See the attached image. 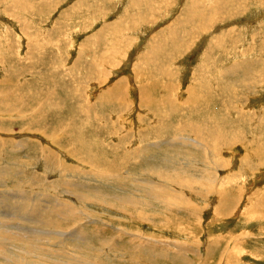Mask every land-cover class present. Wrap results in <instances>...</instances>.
Masks as SVG:
<instances>
[{"label":"rangeland","instance_id":"obj_1","mask_svg":"<svg viewBox=\"0 0 264 264\" xmlns=\"http://www.w3.org/2000/svg\"><path fill=\"white\" fill-rule=\"evenodd\" d=\"M182 177L213 180V192L177 185ZM263 192L264 0H0L3 245L23 238L62 260L102 264L104 252L130 264L113 237L132 235L123 228L145 206L153 222L184 219L181 230L134 228L198 240L196 264H216L203 250L209 236L239 237L243 264H264ZM257 194L258 218L248 208ZM9 221L50 234L18 238ZM35 255L28 263L56 262Z\"/></svg>","mask_w":264,"mask_h":264},{"label":"bare ground","instance_id":"obj_2","mask_svg":"<svg viewBox=\"0 0 264 264\" xmlns=\"http://www.w3.org/2000/svg\"><path fill=\"white\" fill-rule=\"evenodd\" d=\"M256 65V64H255ZM237 70V69H235ZM234 70V71H235ZM243 72V71H241ZM244 73V72H243ZM246 73V72H245ZM232 74V73H231ZM251 82V81H250ZM121 83V82H120ZM252 83V82H251ZM237 84V83H236ZM122 85V84H121ZM119 86V85H118ZM241 86V85H240ZM244 86V85H243ZM122 87V86H121ZM237 87V86H236ZM114 88V87H113ZM202 88V87H201ZM234 88V87H233ZM143 89V88H142ZM169 89V88H168ZM237 89V88H236ZM141 90V89H140ZM139 90V91H140ZM142 91V90H141ZM153 91V90H152ZM204 91V90H203ZM202 91V92H203ZM18 93V92H17ZM146 93V92H145ZM141 95V94H140ZM191 95V94H190ZM148 96V95H147ZM152 97V96H150ZM197 97V96H196ZM201 97V95H200ZM7 98V97H6ZM142 98V97H141ZM190 98V97H189ZM192 98V97H191ZM1 99H4V98H1ZM196 99V98H195ZM7 100V99H6ZM189 100V99H188ZM194 100V99H193ZM5 101V99H4ZM6 102H9V101H6ZM199 102V101H198ZM5 103V102H4ZM12 103V102H11ZM7 105V104H6ZM196 105V104H195ZM9 106V105H8ZM191 106V105H190ZM199 107V106H198ZM14 108V107H13ZM4 109V108H3ZM5 110V109H4ZM3 110V111H4ZM7 111V110H5ZM6 113V112H5ZM195 113V112H194ZM185 114V113H184ZM188 114V113H187ZM11 116V115H10ZM186 117V116H185ZM189 117V116H188ZM193 117V115H192ZM263 118V117H262ZM186 119V118H185ZM217 119H220V118H217ZM223 119V118H221ZM176 120V119H175ZM191 120V119H190ZM216 120V119H215ZM227 120V119H226ZM192 121V120H191ZM196 122V121H195ZM201 122V121H200ZM215 122V121H214ZM221 122V121H220ZM200 124V123H199ZM217 124V123H216ZM203 125V124H202ZM218 125V124H217ZM228 125L225 124V126ZM175 126V125H173ZM222 126V125H221ZM224 126V125H223ZM170 128V127H169ZM195 128V127H194ZM228 128V127H227ZM193 129V128H192ZM233 131H234V128H232ZM191 130V129H190ZM199 130V129H198ZM229 130V129H228ZM241 130V129H240ZM192 131V130H191ZM232 132V131H231ZM212 133V132H211ZM224 133V132H223ZM238 133V132H237ZM245 133V132H244ZM213 134V133H212ZM236 134V133H235ZM58 135V134H57ZM196 135V133H195ZM215 135V134H214ZM228 135V134H227ZM175 136V135H174ZM177 136V135H176ZM236 136V135H235ZM199 137V136H198ZM212 137V136H211ZM227 137V136H226ZM232 137V136H231ZM237 137V136H236ZM235 137V138H236ZM228 138V137H227ZM234 138V137H233ZM241 138V137H240ZM226 139V138H225ZM238 139V138H236ZM243 139V138H242ZM232 140V138H231ZM230 141V140H229ZM234 141V140H232ZM244 141V140H243ZM178 142V141H177ZM240 142V141H239ZM55 143V142H53ZM217 144V143H216ZM230 144V143H229ZM15 145V144H14ZM215 145V144H214ZM202 146V145H200ZM210 146V145H209ZM231 146V145H230ZM23 147V146H22ZM220 147H222L220 145ZM213 148V147H212ZM48 149V148H47ZM46 150V149H45ZM217 150V149H216ZM215 151V150H214ZM88 152V151H86ZM47 153V152H46ZM216 153V152H215ZM88 154V153H87ZM202 154V153H201ZM207 154V153H206ZM214 154V153H212ZM205 157V156H204ZM203 157V158H204ZM210 157V156H209ZM181 159V158H180ZM206 159V158H205ZM190 160V159H189ZM97 161V160H96ZM184 161V160H183ZM95 162V161H94ZM174 162V161H173ZM263 163V162H262ZM98 164H101L100 162ZM13 165V164H12ZM21 165V164H20ZM18 167V166H17ZM182 167V166H181ZM190 167V166H189ZM193 167V166H192ZM216 167V166H215ZM67 168V167H66ZM19 169V168H18ZM172 169V168H171ZM189 169V168H188ZM191 170V169H190ZM204 170V169H203ZM157 172V171H156ZM162 172V171H161ZM67 173V172H66ZM70 173V172H69ZM204 173V172H203ZM219 173V172H218ZM157 174V173H156ZM160 174V173H159ZM163 174V173H162ZM178 176V175H177ZM180 176V175H179ZM153 177V176H152ZM158 177V176H157ZM187 178V176H185ZM156 178V177H155ZM174 178V177H173ZM190 178V177H189ZM208 178V177H207ZM218 178V177H217ZM210 179V178H209ZM156 180V179H155ZM168 180V179H167ZM175 180L177 181V179L175 178ZM217 180V179H216ZM175 181V182H176ZM158 183V182H157ZM174 183V182H172ZM181 185L183 187H199L202 191V193H204L203 195L206 194H211L213 192V189H214V186H213V180H211L210 182L209 181H202V180H199V179H183L180 178L176 184L178 185ZM29 184V183H28ZM32 184V183H31ZM30 184V185H31ZM65 184V183H64ZM160 184V183H159ZM158 185V184H157ZM29 186V185H28ZM66 186V185H65ZM165 186V185H164ZM20 187V186H19ZM70 187V186H69ZM173 187V186H172ZM142 188V187H141ZM151 188V187H150ZM169 188V187H167ZM142 190V189H141ZM162 190V189H161ZM164 190V189H163ZM23 192V190H22ZM165 192V191H164ZM156 193V192H155ZM167 193V191H166ZM224 193V192H222ZM264 193V192H263ZM206 194V195H207ZM157 195V194H156ZM178 195V194H177ZM243 195V194H242ZM201 196V195H200ZM225 196V195H224ZM228 196V195H227ZM156 197V196H155ZM161 197V195H160ZM159 197V198H160ZM203 197V196H202ZM215 197V196H214ZM242 197V196H241ZM10 198V197H9ZM19 198V197H18ZM165 198V197H164ZM169 198V196H168ZM175 198V197H174ZM224 197H222L223 199ZM262 198H263V194L262 196L258 197V194L255 196V197H252L250 198V200L254 201L255 203H251L249 202L248 205H250L248 208L250 209V211L253 213V215H251L252 217H257L259 216V212L257 210V208L255 206H257L258 204H261L262 202ZM27 199V198H26ZM140 199V198H139ZM161 199V198H160ZM171 199V198H170ZM176 199V198H175ZM231 199V197H230ZM22 200V199H20ZM25 200V198H24ZM121 200V199H120ZM225 200H228L225 198ZM3 201V200H2ZM19 201V200H18ZM171 201V200H170ZM223 201V200H222ZM259 201V202H258ZM5 202V201H4ZM7 202V201H6ZM21 202V201H20ZM24 202V201H23ZM131 202H133L134 204H132L130 207H133V206H136V207H139L141 206L144 202H134V201H129L127 200L126 203H123V202H119V203H123V204H131ZM161 202V201H160ZM177 202H180V201H177ZM225 201H223L224 203ZM238 202V201H237ZM258 202V203H257ZM221 203V202H219ZM229 203V204H228ZM240 203V202H239ZM68 204V203H67ZM71 204V203H70ZM164 204V203H163ZM166 204V203H165ZM170 204V202H169ZM183 204V203H182ZM216 204V203H215ZM245 204V203H244ZM190 205V204H189ZM227 205H230L229 207V210H224L225 211V215H228L229 213V216L231 214H234L235 213V210L237 208L236 205H234V202L233 200L231 201H227L225 202V206ZM23 206V204H22ZM25 206V205H24ZM23 206V208H24ZM123 206V205H122ZM128 206V205H127ZM160 206V205H159ZM164 206V205H163ZM172 206V205H171ZM174 206V205H173ZM182 206V205H181ZM219 206V205H217ZM117 207V206H116ZM176 207V206H175ZM13 208H15L13 206ZM22 208V210H23ZM140 208V207H139ZM158 208V207H157ZM163 208V207H162ZM172 208V207H171ZM180 208V207H179ZM178 208V209H179ZM186 208V207H185ZM244 208V206H243ZM11 209V208H10ZM18 209V208H17ZM142 212H140L137 217H135L134 221H137V222H131V223H127V227H124L123 229H126L128 231H130L132 233V235H129L128 237H124V238H119L120 236L122 237L123 235L122 234H116L114 235L113 237V240H117L118 241L115 243L117 246H119V248L121 249V251H123L125 254V259H128V260H131V263L130 264H196L198 261V258L199 259H203L204 258V254L202 253L201 250H198L197 249V245H198V240H194L193 243L191 242V244H187V245H184L182 243H179V242H167V241H162V240H158L156 239L155 237L151 236L150 233H148V231H146V234L145 235H142L137 227L134 228V224H138L139 228H141L144 224H146L150 229H154V230H158V231H164V229H174V230H171L173 233L176 232V231H180V227H176V225L178 224H182L184 222V219H181V220H175L174 217L170 216V217H164L162 215H160L161 218L165 219L166 221L164 220H161L160 219V222L156 223V222H153L151 221V219H149V217H145V214L143 213L146 208L145 206H143L142 208ZM161 209V208H160ZM188 209H191V208H188ZM223 209V208H222ZM264 209V208H263ZM21 209H19L20 211ZM80 210V209H79ZM116 210H118L119 212L123 213L122 210H124L125 212L129 213V216L131 215L132 216V213L129 212V211H126L124 207H122L121 209L117 208ZM158 210V209H156ZM181 210V209H180ZM220 210V207L219 209L217 210V212H219ZM232 210V211H231ZM5 211V210H4ZM17 211V210H16ZM76 211V210H75ZM74 211V212H75ZM159 211V210H158ZM223 211V210H222ZM21 212V211H20ZM78 212V211H77ZM193 215H195L197 213V211H193ZM60 213V212H59ZM118 213V212H117ZM251 213V214H252ZM56 214V213H55ZM64 214V213H63ZM77 214V213H76ZM166 214V213H164ZM33 215V214H32ZM65 215V214H64ZM70 215V213H69ZM237 215V214H236ZM66 216V215H65ZM80 216V215H79ZM39 217V216H38ZM102 217V215L100 216ZM41 218V217H40ZM73 218V216H72ZM80 218V217H79ZM78 218V222L77 224L79 223V219ZM198 218V216H197ZM5 219H8L5 215H0V223H2L1 221L4 222ZM22 221H24L25 219H21ZM29 220V219H28ZM61 220V219H60ZM70 220V219H69ZM133 220V219H132ZM194 219H192L193 221ZM261 220V219H259ZM6 222V221H5ZM26 221H24L25 223ZM46 222V221H45ZM64 222V221H63ZM195 222V220H194ZM42 223V222H41ZM40 223V224H41ZM54 223H57V222H54ZM54 223H50L49 222V225L50 224H53ZM59 223H61L59 221ZM57 223V224H59ZM69 223V222H68ZM99 223V222H98ZM48 224V223H47ZM66 224V223H65ZM71 225H73L72 223H69ZM109 224V223H108ZM187 224V223H186ZM9 227L12 226V228H15L14 230H9L11 231L12 235L15 234V236L17 235V237L19 238L21 235H26V236H34V235H39V238L43 235L41 234H45V233H49L47 230L46 231H41V230H38L36 229H29V230H26V232H23L21 230H19L17 227H15L16 225L11 221H9V224H7ZM45 225V226H44ZM110 225V224H109ZM3 226V225H2ZM7 226V227H8ZM39 226V225H38ZM44 227H46L47 225L46 224H43ZM57 226V225H56ZM55 226V227H56ZM100 226V225H99ZM108 226V225H107ZM145 226V225H144ZM143 226V227H144ZM49 227V226H48ZM51 227V225H50ZM49 227V228H50ZM54 227V229H55ZM60 228V226H58ZM42 228V227H41ZM53 228V226H52ZM51 228V229H52ZM133 228V229H132ZM44 229V228H43ZM58 229V228H56ZM196 229V228H195ZM3 230V228L1 229ZM49 230V229H48ZM7 231V229L5 230ZM4 231V232H5ZM13 231H19V232H13ZM115 231V230H114ZM204 231V230H202ZM22 232V233H21ZM28 232H30L29 234H27ZM53 232V231H52ZM124 232V231H122ZM121 232V233H122ZM196 232V231H195ZM57 233V234H56ZM74 233V232H73ZM168 233V232H167ZM246 233V232H245ZM50 234V233H49ZM58 235L59 236H65V234H62V233H59V232H54L53 235ZM192 234V233H191ZM195 234V233H194ZM207 234V233H206ZM3 235V234H2ZM7 235V234H6ZM54 235V236H55ZM69 235V234H68ZM1 236V235H0ZM21 236V237H22ZM191 236V235H189ZM234 236V235H233ZM14 237V236H13ZM12 237V238H13ZM45 237V236H44ZM71 237V236H70ZM69 237V238H70ZM140 237H143V239L141 240ZM199 237V236H198ZM198 237L196 239H198ZM210 237V236H209ZM207 238L206 240L207 241H210L209 244L207 243L206 244V247H204V251L206 252V256L210 259H214L215 263L216 264H243V259L242 258H245L244 256L246 255V253H243V244L241 243L240 239H238L239 237H229V239H225V238H213L212 236L210 238ZM216 237V236H214ZM25 238V236H24ZM35 238V240L38 239V237H33ZM54 238V237H53ZM72 238V237H71ZM107 238V237H105ZM9 238H0V257L3 259L0 260V264H31L28 263L29 261V254L30 252H36V255L34 256L35 258L41 260L42 262H45V263H49L51 261H55V263H52V264H97L96 261H93V260H89L88 257L87 258H84L82 259L83 257L80 256V253L79 254H76L77 258L79 260L78 257H80L82 259V261H78V262H72L73 260V255H70L69 256V261L66 260H62V258H56V257H53L52 255H49L47 253H45L44 251H42V247L41 245H34V243H28L27 241H22L23 238H20L21 241L19 240H16V239H13L12 243H10L9 246H6V245H3V244H9L7 242ZM26 239V238H25ZM42 239V238H41ZM46 239V238H44ZM47 239H50L49 237ZM65 239V237H64ZM28 240V237L27 239ZM31 240V239H30ZM29 240V242H30ZM54 240V239H53ZM68 240V239H67ZM103 240V239H101ZM43 241V240H42ZM48 241V240H47ZM51 241V240H50ZM71 241V240H70ZM75 241V240H74ZM44 242V241H43ZM42 242V243H43ZM49 242V241H48ZM48 242H45L43 245L45 248L46 246V243ZM73 242V241H71ZM77 243H79L78 241H76ZM183 242V241H182ZM37 243V242H36ZM75 243V242H74ZM110 243V244H109ZM111 240H108V242H104V247L106 245L108 246H111ZM49 244V243H48ZM51 244V243H50ZM216 244H219V248H217ZM85 245V244H84ZM100 245V244H99ZM26 246V247H25ZM28 246V248H27ZM55 246V245H54ZM61 246V245H60ZM71 246V245H70ZM86 246V245H85ZM49 248V246H46ZM79 247V246H78ZM103 247V248H104ZM107 247V246H106ZM52 248V247H51ZM69 249H71L70 247H68ZM76 248V247H75ZM20 249L24 250V255L20 254L21 252L19 251ZM42 249V250H41ZM53 249V248H52ZM79 249V248H78ZM108 249V248H107ZM3 250V251H2ZM17 250V251H16ZM45 250V249H44ZM104 250V249H102ZM20 253H19V252ZM106 251V250H105ZM49 252V251H48ZM72 251H70V254H71ZM74 252V251H73ZM77 252V251H76ZM108 252V251H106ZM115 252V251H114ZM55 254V253H54ZM53 254V255H54ZM57 254V253H56ZM62 254V253H61ZM73 254V253H72ZM83 254V253H81ZM66 255V254H65ZM84 255H86L84 253ZM120 255H123L120 253ZM142 255H145L143 257H145V259L142 257ZM59 256V255H57ZM141 256V257H140ZM161 256V257H159ZM61 257V256H60ZM117 257V256H115ZM253 257V256H252ZM112 258V257H111ZM219 258V259H217ZM117 259V258H116ZM209 259V260H210ZM242 259V260H241ZM113 260V259H112ZM98 261L99 263H102V264H110L109 261H108V255L106 253L103 252V254H100L99 258H98ZM204 261V260H203ZM199 264V263H198Z\"/></svg>","mask_w":264,"mask_h":264}]
</instances>
